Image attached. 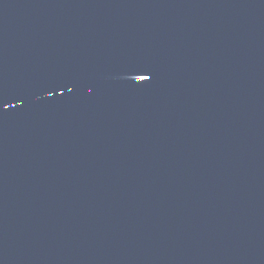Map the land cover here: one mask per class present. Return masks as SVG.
<instances>
[{
    "label": "water",
    "instance_id": "95a60500",
    "mask_svg": "<svg viewBox=\"0 0 264 264\" xmlns=\"http://www.w3.org/2000/svg\"><path fill=\"white\" fill-rule=\"evenodd\" d=\"M0 264H264V0H0Z\"/></svg>",
    "mask_w": 264,
    "mask_h": 264
}]
</instances>
